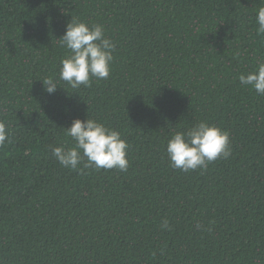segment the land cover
Wrapping results in <instances>:
<instances>
[{
	"label": "trees",
	"instance_id": "16d2710c",
	"mask_svg": "<svg viewBox=\"0 0 264 264\" xmlns=\"http://www.w3.org/2000/svg\"><path fill=\"white\" fill-rule=\"evenodd\" d=\"M261 2L0 0V264H264V95L239 82L264 61ZM72 17L115 45L77 89L59 80ZM88 117L127 142V171L56 161ZM200 121L230 155L174 169L167 140Z\"/></svg>",
	"mask_w": 264,
	"mask_h": 264
},
{
	"label": "clouds",
	"instance_id": "9594fccd",
	"mask_svg": "<svg viewBox=\"0 0 264 264\" xmlns=\"http://www.w3.org/2000/svg\"><path fill=\"white\" fill-rule=\"evenodd\" d=\"M257 33L264 34V0L256 9ZM68 54L60 61L59 80L67 82L73 89L81 85L90 86L91 79H107L113 61L115 45L105 36L102 25L89 27L84 22L71 18L64 35L58 39ZM45 90L55 92L58 83L52 77L41 81ZM239 82L251 86L258 95H264V61H260L254 71L241 74ZM65 134L75 141L74 146L52 147L56 161L64 168L83 171L95 168L127 171V142L119 132L106 127L95 119H74ZM9 141L6 125L0 121V146ZM229 134L221 128L200 121L186 131H176L167 140L166 153L171 167L184 172L206 169L208 163L230 155ZM86 158L83 168L78 165ZM161 227L168 228V222Z\"/></svg>",
	"mask_w": 264,
	"mask_h": 264
}]
</instances>
